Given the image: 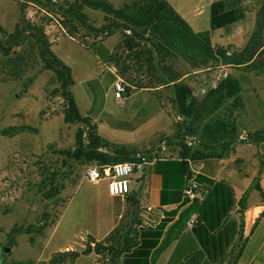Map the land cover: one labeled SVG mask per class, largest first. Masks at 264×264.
<instances>
[{"label":"rangeland","instance_id":"1","mask_svg":"<svg viewBox=\"0 0 264 264\" xmlns=\"http://www.w3.org/2000/svg\"><path fill=\"white\" fill-rule=\"evenodd\" d=\"M52 1L54 11L41 5L47 0H38L40 4L0 0V25L11 32L20 19L25 18L43 26L52 51L71 68L70 90L81 116L88 117L95 128L65 122L66 105L56 91L59 82L51 70L44 68L33 41L14 47L8 54L0 52V264H35L39 259L52 256L58 245L60 248L71 245L76 253L85 251L89 244L94 249L97 241L88 234L102 230L103 196L107 187L102 179L89 181L84 176L85 167L95 162L65 154L75 148L77 132H83L85 143H88L86 135L90 130L107 140V146L99 147L100 150L113 151L124 146L144 152L150 158L158 154L162 146L178 154L183 144L193 147L199 139L198 135L185 131L189 119L178 112L172 88H143L132 90L128 96L116 97L114 81L120 78L126 82L128 72L124 76L117 73L116 67L106 62L101 52L88 46L101 42L109 51L116 48L119 53L123 51L118 48L123 39L121 31L102 35V25L106 23L104 12L83 9L87 22L95 28L88 30L74 19L64 17L61 11L64 0ZM104 1L119 8L133 0ZM167 1L184 18L195 14L202 6L206 19L200 30L209 28L207 0ZM261 1L245 0L244 20L232 34L214 30L213 34L220 31L222 35L216 34L212 44L229 53L241 51L256 29ZM197 15L203 17V11H198ZM260 36L264 42V22ZM257 62L264 66V53ZM227 69L239 80L241 92L235 103L233 98L224 100L205 120L224 119L235 126L238 135L225 158L232 155L238 163L244 161L249 167H258L264 162V140L252 141L247 134L264 131V74L241 67L227 66ZM210 72L191 73L183 79L199 101L206 95L200 89L209 82ZM249 83L258 84L259 89L255 93L246 91ZM250 111L256 114L252 120L256 124L249 122ZM3 130L12 134H4ZM246 143L250 145L244 148L242 144ZM141 172L133 173L130 181ZM260 175L264 189V172ZM132 188L130 185V190ZM249 194L253 198L261 195L255 189ZM43 224L46 227L38 229ZM13 226L23 230L8 240ZM25 228L31 232H25ZM239 248L238 245L231 252V259ZM251 248L246 258L252 256ZM107 253L106 249H100L97 264H102ZM67 255L72 258L73 251Z\"/></svg>","mask_w":264,"mask_h":264},{"label":"trees","instance_id":"2","mask_svg":"<svg viewBox=\"0 0 264 264\" xmlns=\"http://www.w3.org/2000/svg\"><path fill=\"white\" fill-rule=\"evenodd\" d=\"M25 1H37L40 4L38 0ZM25 1L20 0L23 4H27ZM41 5L48 11H54L52 0H47ZM86 7L99 9L105 13L106 23L102 25V35H111L117 31L123 34L122 44L118 45V48L123 50L120 53L117 48L109 51L101 42L88 45L101 52L106 62L116 67L117 73L124 76L128 72L125 75L126 82L122 96H128L132 90L138 91L143 88H172L173 102L178 112L189 119L185 131L187 134L199 136L198 142L193 147L183 144L178 155L182 159L191 161L225 157L227 150L237 138L236 127L224 119L211 118L208 121L205 119L218 109L224 100L233 98V102H236L237 95L241 92L239 80L229 72L215 89H209L205 97L199 101L183 79L191 73L211 71L210 80L214 69L220 64L264 74V66L257 62L264 53V42L261 41L260 36L264 22V0L261 1L257 12L256 29L238 53H229L226 49L213 45L209 31H194L167 0H133L130 4H124L119 8H114L104 0H64L61 11L65 18L74 19L80 27L94 30L83 13ZM244 18L245 9L242 0H213L210 3L211 30L219 28L231 30ZM28 40L35 43L44 68L51 70L59 82L56 91L63 97L66 105L65 122H78L88 128H95L88 117L81 116L70 90L73 84L71 68L54 54L43 26L25 18L20 19L11 32H7L0 25V52L8 54L14 47ZM3 132L12 134L8 130ZM247 136L252 141H262L264 131L248 133ZM87 139L88 143H85L83 132H77L75 148L65 151V154L70 158H83L89 162L105 164L133 160L137 153L136 150L124 146L113 151L100 150L99 147L107 146L108 142L93 130L87 132ZM262 167H264L263 161L260 162V169ZM250 189L261 192L259 177L242 195L239 202L241 207L245 205ZM191 202L192 212L196 215V220L191 226L192 231L207 257L213 263H223L228 258V251L236 237L240 239L241 236V221L231 215L235 208L233 188L227 181L219 179L206 191L201 201ZM44 227L45 224L38 229L42 230ZM22 230L21 227L13 226L8 234V240L13 239L14 235ZM24 231L31 232L29 228H25ZM109 238H114V234ZM30 241H33L32 236ZM130 243L121 248L120 245L115 247L113 244L105 247L100 242H96L93 250L99 253L100 249H109L111 258L108 264H114L116 255L125 247L130 248ZM242 247L243 244L233 258L234 262L240 255ZM91 250L89 244L84 253ZM71 252H57L48 261L40 260L36 264H63L68 258L73 261L78 253L73 252L71 258L67 255Z\"/></svg>","mask_w":264,"mask_h":264},{"label":"crops","instance_id":"3","mask_svg":"<svg viewBox=\"0 0 264 264\" xmlns=\"http://www.w3.org/2000/svg\"><path fill=\"white\" fill-rule=\"evenodd\" d=\"M212 1L207 0L206 4L210 6ZM244 2L242 0V5ZM198 11H203V17L197 15ZM184 19L194 31H209L211 40L215 39L216 34L221 37L220 31L232 34L238 27L237 25L231 30H211L209 24L208 29L200 30L205 26L206 19L202 6L195 10V14H187ZM214 30L220 31L213 34ZM245 89L255 93L259 88L258 84L249 83ZM249 114L250 124H256V121H252L256 114L251 111ZM259 120L262 119L257 121ZM242 145L247 148L250 144ZM195 162L182 159L174 151H167L163 147L143 166L141 174L132 178L130 185L133 188L126 195L111 196L106 193L103 196L105 206L102 209V230H94L93 235H88L95 241L102 242L105 247L112 244L116 247L118 244L122 248L132 241L130 248L125 247L116 255L114 264H218L207 257L192 227L187 225L190 216L195 214L192 212V202L183 196L182 190ZM201 163L202 168L196 176L200 189L206 193L216 180L227 181L233 188L235 199L231 215L241 221L240 239L236 237L228 251V258L221 264H264V189L260 184V174L261 171L264 172V167H249L244 161L238 163L232 155L226 158H208L201 160ZM257 177L261 187V192H258L261 195L253 198L248 193L245 205L241 207L239 202L242 195ZM245 178H248L247 181ZM235 210H239L238 213H234ZM111 234H114V238H109ZM241 244V253L234 262L231 252ZM251 246L254 252L250 258H246ZM64 251L76 250L71 245L61 248L58 245L54 254ZM83 251L73 261L68 258L63 264H97L96 252ZM110 257L107 253L102 264H108ZM50 258L51 256L39 259L36 263Z\"/></svg>","mask_w":264,"mask_h":264},{"label":"built area","instance_id":"4","mask_svg":"<svg viewBox=\"0 0 264 264\" xmlns=\"http://www.w3.org/2000/svg\"><path fill=\"white\" fill-rule=\"evenodd\" d=\"M228 65L220 64L214 70L211 79L205 87L200 89V92L206 94L209 89H215L219 82L228 74ZM124 81L117 78L114 81L113 88L116 97H122L124 91ZM192 141L190 140L189 143ZM162 146L161 148H163ZM149 161V157L144 152H137L135 158L130 161H116L110 163H91L84 169V176L89 181L102 179L106 182L107 193L111 196H124L130 191V176L138 170H141ZM202 168L201 161H196L190 169L187 176L186 185L183 188V195L190 201H201L204 197V192L200 189L196 181V176ZM196 220V215L190 216L187 225L192 226Z\"/></svg>","mask_w":264,"mask_h":264}]
</instances>
